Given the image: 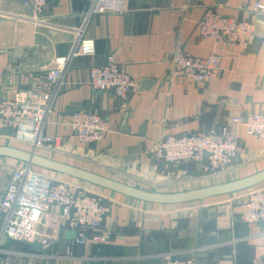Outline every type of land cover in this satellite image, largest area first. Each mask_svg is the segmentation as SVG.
I'll return each mask as SVG.
<instances>
[{
	"label": "crops",
	"instance_id": "1",
	"mask_svg": "<svg viewBox=\"0 0 264 264\" xmlns=\"http://www.w3.org/2000/svg\"><path fill=\"white\" fill-rule=\"evenodd\" d=\"M124 2V14L96 15L86 21L81 36L94 40L95 52L68 63L64 85L43 130L44 136L58 140L36 154L163 194L224 184L263 171L264 142L246 136L230 120L264 112V13L251 11L253 0ZM88 7L89 0H46L34 22L30 10L16 0H0V99L10 100L26 91L31 78L43 75L55 67L57 59L68 55ZM207 12L250 22L255 36L252 46L230 47L201 37L197 23ZM176 46L196 58L220 55L218 77L209 83L171 78L169 60ZM107 55L114 56L135 84L125 99L88 85L90 68L102 65ZM78 110L107 120L108 133L101 141L80 144L74 139L69 123ZM226 125L241 141L226 171L210 173L195 164L170 167L150 154L161 136ZM104 196L107 214L96 233L104 242L89 241L92 232L87 230L83 243L77 244V232L74 238L68 237L74 231L62 226L58 208L51 207L42 217L36 240L22 243V249L5 248L6 242H13L5 240L0 262L163 264L194 257L202 264H264V223H244L245 191L171 206L147 204L106 190Z\"/></svg>",
	"mask_w": 264,
	"mask_h": 264
},
{
	"label": "built area",
	"instance_id": "2",
	"mask_svg": "<svg viewBox=\"0 0 264 264\" xmlns=\"http://www.w3.org/2000/svg\"><path fill=\"white\" fill-rule=\"evenodd\" d=\"M16 1L30 10L34 22L38 21L46 4V0ZM250 9L263 14L264 0H253ZM126 11L124 0H89L83 23L75 32V41L68 55L57 59L55 67L43 75L31 78L26 91L17 92L10 100L0 99L1 142L18 144L22 150L35 154L46 146H55L58 139L44 136L43 130L59 89L64 85L67 65L73 58L92 56L95 52L94 40L81 36L86 21L92 16L124 14ZM197 26L201 37L212 38L230 47L247 49L254 43L253 25L245 20L207 12ZM220 63L218 54L196 58L176 46L169 60V75L174 79L183 77L193 83H209L218 77ZM88 85L94 91L111 92L118 99H125L135 88L113 55H107L102 65L90 68ZM230 123L242 128L246 136L264 142V112L237 116ZM69 127L80 144L99 142L108 133L105 118L83 110L72 114ZM240 145L237 135L226 125L218 130L183 136H161L150 154L166 166L195 164L215 173L230 168ZM13 162L12 167L4 172L0 169V253L5 240L32 244L39 236L43 215L51 207L58 208L63 227L77 232V244L83 243L87 230L92 232L89 241L104 242V238L96 234L107 214L104 190L66 177L57 179L53 176L55 173ZM244 207V223H264V186L245 191ZM163 264L202 263L188 257L169 259Z\"/></svg>",
	"mask_w": 264,
	"mask_h": 264
},
{
	"label": "water",
	"instance_id": "3",
	"mask_svg": "<svg viewBox=\"0 0 264 264\" xmlns=\"http://www.w3.org/2000/svg\"><path fill=\"white\" fill-rule=\"evenodd\" d=\"M144 84L149 85L150 83L149 81H146ZM0 159H8L19 163H25L44 171L81 181L99 189L110 191L112 193L119 194L139 202L153 205L171 206L202 202L210 198L246 191L264 183L263 170L247 178L227 182L224 184L173 194H163L144 191L127 186L92 172H88L62 162L54 161L13 146L0 145ZM68 237L74 238L75 232H71Z\"/></svg>",
	"mask_w": 264,
	"mask_h": 264
},
{
	"label": "rangeland",
	"instance_id": "4",
	"mask_svg": "<svg viewBox=\"0 0 264 264\" xmlns=\"http://www.w3.org/2000/svg\"><path fill=\"white\" fill-rule=\"evenodd\" d=\"M0 145H6V146H14L12 143L11 144H9V143H7V142H0ZM18 147V146H17ZM14 162L13 161H8V160H5V159H0V169L4 172L5 170H7L8 168H10V167H12V164H13ZM55 178H62V177H58L57 176V174H55V175H53ZM5 248H13V249H15V248H20V249H22L23 248V244L22 243H20L19 245L18 244H16V243H14V242H6L5 243V246H4Z\"/></svg>",
	"mask_w": 264,
	"mask_h": 264
},
{
	"label": "trees",
	"instance_id": "5",
	"mask_svg": "<svg viewBox=\"0 0 264 264\" xmlns=\"http://www.w3.org/2000/svg\"><path fill=\"white\" fill-rule=\"evenodd\" d=\"M34 169H37V170H41V169H38V168H35V167H33ZM67 178V177H66Z\"/></svg>",
	"mask_w": 264,
	"mask_h": 264
}]
</instances>
